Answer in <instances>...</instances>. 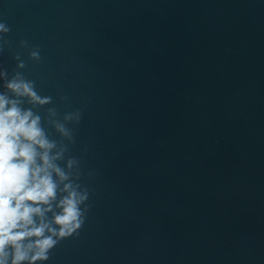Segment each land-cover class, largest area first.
I'll list each match as a JSON object with an SVG mask.
<instances>
[{"label":"water","instance_id":"95a60500","mask_svg":"<svg viewBox=\"0 0 264 264\" xmlns=\"http://www.w3.org/2000/svg\"><path fill=\"white\" fill-rule=\"evenodd\" d=\"M0 22L42 120L81 112L91 207L43 264H264V0H0Z\"/></svg>","mask_w":264,"mask_h":264},{"label":"clouds","instance_id":"9594fccd","mask_svg":"<svg viewBox=\"0 0 264 264\" xmlns=\"http://www.w3.org/2000/svg\"><path fill=\"white\" fill-rule=\"evenodd\" d=\"M9 31L0 22V34ZM20 46L28 47L27 41ZM13 59L18 63L11 76L0 69V264H43L61 240L79 234L91 207L89 189L79 183V161L65 158L74 135L67 125L78 124L81 112L60 116L49 107L42 120L34 109L52 97L39 95L19 71L26 66L19 53ZM29 59L41 60L39 48L29 51ZM45 125L60 139H51Z\"/></svg>","mask_w":264,"mask_h":264}]
</instances>
